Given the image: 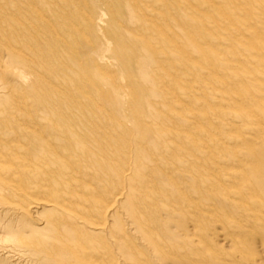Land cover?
I'll list each match as a JSON object with an SVG mask.
<instances>
[{"label":"bare ground","instance_id":"bare-ground-1","mask_svg":"<svg viewBox=\"0 0 264 264\" xmlns=\"http://www.w3.org/2000/svg\"><path fill=\"white\" fill-rule=\"evenodd\" d=\"M228 1L229 11L215 7L217 17L203 22L228 54L219 57L225 69L176 71L185 83L173 93L181 110L173 111L172 118L148 102L158 128L173 124V131L155 137L154 150L164 143L167 149H179L184 186H178L176 175L172 185L162 172L159 185L149 184L148 170L157 165L140 146L135 153L141 163L136 164L143 167L132 169L126 180L112 167L103 168L110 158L104 151L90 152L94 165L73 167L63 155L88 153L90 148L66 132L75 134L91 125L76 128L68 120L55 122L51 108L41 118L52 126L47 135L38 131L31 113L3 120L7 100L18 89L0 72V91L7 94L1 98L6 101L0 100V209L10 206L16 211L9 217L0 212V264H12L7 254L30 244L57 250L56 260L45 257L41 264H64V256L72 253L88 264H264V0L217 3ZM202 3L213 7V0ZM127 4L131 7L132 0ZM183 6L190 8L186 2ZM31 12L38 14L34 7ZM182 16L176 29L185 44L200 52L192 28H186L188 17ZM127 34L134 37L130 30ZM8 53L24 58L14 46ZM144 53L140 74L153 96L163 97L152 71L158 65L152 47L145 46ZM250 68L256 73L249 75ZM190 99L195 100L184 104ZM172 135L173 141H167ZM57 145L66 148L58 151ZM163 166L170 168L166 162ZM115 177L116 194H107ZM11 197L32 200V207L44 208L49 218L42 219L25 203V208L17 206ZM109 203L118 205L113 214ZM27 225L32 233H48L34 239L25 233ZM132 238L141 241L146 254L129 244ZM111 248L117 256L102 261L93 257Z\"/></svg>","mask_w":264,"mask_h":264},{"label":"rangeland","instance_id":"rangeland-1","mask_svg":"<svg viewBox=\"0 0 264 264\" xmlns=\"http://www.w3.org/2000/svg\"><path fill=\"white\" fill-rule=\"evenodd\" d=\"M217 1L213 0V7L208 8L202 0H132L131 7L127 0H0V72L18 89L11 100H7L8 110L3 120L10 121L11 116L31 113L38 131L47 135L53 131L52 126L43 123L41 118L51 108L57 116V119L53 118L55 122L68 120L75 127L91 125L75 134L66 132L90 148L88 153L78 151L75 155L71 152L63 155L73 167L94 165L90 152L104 151L110 158L103 168L112 167L115 174L126 180L132 169L143 167L136 164L141 163L136 160L135 153L136 146H140L147 149L157 165V169L148 170L149 184L159 185L158 177L162 172L172 185L176 175L175 181L181 183L178 186H184L185 178L181 173H185V167L179 162L182 157L179 149H167L164 143V148L154 150L155 137L165 130L173 131V124L165 129L158 128L157 122L149 116L148 102L172 118L173 111L181 110L173 100V93H179L185 83L176 71H199L202 66L211 71L225 69L220 65L219 57L228 54L214 40L215 34H210L203 26L208 17H217L215 7H221L225 12L230 10V1L223 5ZM42 2L47 5L43 7ZM184 2L190 4L188 11ZM32 7L38 14L31 12ZM183 13L188 17L186 28H192L202 47L200 52L185 44L176 29ZM129 30L134 37L127 34ZM147 45L152 47L156 57L158 65L153 66L152 71L163 97L155 98L150 83L140 74V62ZM10 46L19 48L24 58L11 56L8 53ZM176 51L180 55L172 57ZM159 66L162 72H158ZM246 71L252 75L257 70ZM2 92L0 100L4 102L6 99L1 98L7 94ZM194 100L183 102L188 104ZM167 141H173V135ZM65 148L64 145L56 146L58 151ZM163 162L170 168H165ZM116 181L117 177L105 191L107 194H116ZM11 198L19 204L17 206H27L42 214V219L49 218L44 208L36 210L32 207V200ZM117 206L109 203L112 214L119 209ZM0 212L3 217L16 214L10 206L1 208ZM30 227H25L29 230L25 233L33 238L48 233L47 230L41 235L32 233ZM128 242L140 249L138 239L132 238ZM15 248L7 254L12 264H41L45 257L56 260L58 255L56 249L45 250L35 244ZM140 251L147 253L146 249ZM109 255L117 256L111 248L106 254H94L93 257L102 261ZM63 259L64 264H88L80 263L74 253Z\"/></svg>","mask_w":264,"mask_h":264}]
</instances>
